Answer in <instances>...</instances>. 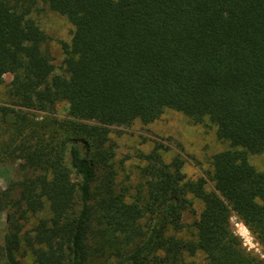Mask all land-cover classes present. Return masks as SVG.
<instances>
[{
    "label": "trees",
    "instance_id": "16d2710c",
    "mask_svg": "<svg viewBox=\"0 0 264 264\" xmlns=\"http://www.w3.org/2000/svg\"><path fill=\"white\" fill-rule=\"evenodd\" d=\"M39 1L0 0V84L12 74L14 99L0 106L12 116L0 162L23 172L0 187V264H264L230 222L264 246V171L249 161L264 151V0H41L73 26L59 73L31 16ZM59 103L63 118L23 111ZM166 109L208 119L227 143L211 184L160 143L132 184L117 180L111 127Z\"/></svg>",
    "mask_w": 264,
    "mask_h": 264
},
{
    "label": "rangeland",
    "instance_id": "374dc122",
    "mask_svg": "<svg viewBox=\"0 0 264 264\" xmlns=\"http://www.w3.org/2000/svg\"><path fill=\"white\" fill-rule=\"evenodd\" d=\"M31 16L45 33L46 40L42 47L49 53L55 72H62L64 45L70 41L73 26L65 16L49 9L41 0L36 9L32 11ZM11 80L12 74H4L3 82L0 84V106H14V99L9 94ZM66 107L64 103H59L56 111L51 113L26 108H23V111L33 119L49 116L63 118L66 116ZM11 119V115H5L0 111V143L11 137ZM111 129V136L115 144L114 167L117 180L127 185L132 184L139 174L138 166L142 164V154L149 151L157 143L163 145V154L166 158L177 155L183 159V169L187 174L203 176L211 184L207 177V171L210 169V155L227 146V143L217 138L215 125L208 119L194 122L181 112L171 109H166L153 122L143 123L135 120L129 125L113 126ZM249 161L257 169L264 171V151L250 155ZM22 177L23 172L20 170L17 160L7 159L0 162L1 188L7 187L10 181L20 180ZM195 206L198 207L197 204ZM6 210H0V246L4 242L7 229ZM44 211L30 215L24 224V229L33 228L39 217L48 214L47 210ZM191 219V213L186 212L183 220L187 227L190 225ZM230 222L234 233L239 235L243 245L248 250L264 257V246L256 240L241 220L232 214ZM18 257L24 263H33V258L28 253L25 256H21L19 253Z\"/></svg>",
    "mask_w": 264,
    "mask_h": 264
}]
</instances>
